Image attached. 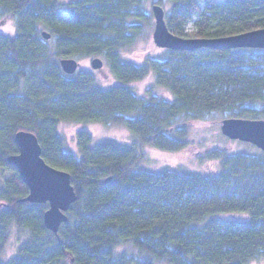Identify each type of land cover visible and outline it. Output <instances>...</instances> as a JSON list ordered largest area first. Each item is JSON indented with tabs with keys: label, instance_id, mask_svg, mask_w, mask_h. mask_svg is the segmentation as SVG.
Listing matches in <instances>:
<instances>
[{
	"label": "trees",
	"instance_id": "trees-1",
	"mask_svg": "<svg viewBox=\"0 0 264 264\" xmlns=\"http://www.w3.org/2000/svg\"><path fill=\"white\" fill-rule=\"evenodd\" d=\"M0 0V166L14 174L0 185V264H251L264 260V151L214 149L216 173L138 169L140 147L182 151L191 146L187 122L264 119V49H165L143 63L124 52L147 36L149 0ZM205 6H201V2ZM168 6L169 30L219 37L264 28V0H153ZM48 31L50 40L41 32ZM99 56L116 84L94 70L66 74L61 58ZM153 74L166 99L135 92ZM63 122L121 126L137 142H94L77 133L79 154L61 136ZM34 133L42 157L68 171L78 199L58 232L44 225L48 204L22 199L28 187L7 162L19 152L16 134ZM202 159V157H201ZM110 178V181H108ZM30 231L18 256L2 259L13 226ZM131 244L150 256L119 252Z\"/></svg>",
	"mask_w": 264,
	"mask_h": 264
},
{
	"label": "rangeland",
	"instance_id": "rangeland-1",
	"mask_svg": "<svg viewBox=\"0 0 264 264\" xmlns=\"http://www.w3.org/2000/svg\"><path fill=\"white\" fill-rule=\"evenodd\" d=\"M66 1L67 0H62L60 2L62 3ZM153 5V0H149L147 3V8L150 12H152ZM162 6L164 7L165 11H167L168 6ZM201 6H205L203 1L201 2ZM198 18L199 14H194L186 25V33L189 34V37H194L191 34L196 29L194 23ZM154 28L155 19L153 16L152 25L147 29V36L142 38L140 41L134 44V46L129 48V50L124 52V56L128 60L136 63H143L149 57L156 58L163 55L165 48L157 46L153 39ZM0 30L4 32L13 31V23L10 20H0ZM92 59L93 57L79 60L81 63L80 69L94 70L91 66ZM94 71L96 72L101 85L111 86L116 84V80L112 77L105 61L103 70ZM133 86L135 92L142 96H147L151 90V93L158 94L166 99L172 98V95L169 91L155 84L153 74H150L142 82L134 83ZM223 119L224 118L219 116L211 118L210 120L187 122L186 126L190 131V137L188 138V141L192 146L188 149L172 152L156 150L150 147H140L139 150L141 151L142 157L137 168L150 171L172 169L184 174L199 172L201 174L208 175L211 173L214 174L220 170L219 161L215 158L208 157V153L214 149H224L231 153H254L260 150L251 143L239 140H231L225 136L221 131V121ZM81 130L90 132L94 137V142H98L107 138H112L129 145L137 142V138L131 132L118 125L105 127L100 123L77 124L63 122L59 127L60 134L65 139L68 148L76 155L79 154L76 136ZM13 174L14 173L9 168L0 166V185L2 184L3 180L12 178ZM29 236V230L20 228L16 225L13 226L10 231L9 238L2 250V259L4 261H8L9 259L17 257L19 255L18 247L23 242H25ZM118 250L119 252H124L133 257L150 259V256L147 253H144L131 244L122 243L118 247ZM251 264H264V260L258 262L256 261Z\"/></svg>",
	"mask_w": 264,
	"mask_h": 264
},
{
	"label": "water",
	"instance_id": "water-1",
	"mask_svg": "<svg viewBox=\"0 0 264 264\" xmlns=\"http://www.w3.org/2000/svg\"><path fill=\"white\" fill-rule=\"evenodd\" d=\"M152 14L155 19L154 42L165 49H264V28L219 37H182L169 30L165 19L166 11L162 5L154 4ZM41 35L45 40L51 38L46 30ZM59 62L62 70L69 75L75 74L81 67L76 58H61ZM91 66L95 70H103V58L93 57ZM221 131L231 140L248 142L264 151V119L224 118L221 121ZM16 143L19 152L10 154L7 162L17 168L28 187V194L22 200L32 204H48L44 213V225L58 234L62 224L68 220L67 212L78 199L72 176L68 171L46 162L42 157V146L34 133L19 131ZM2 207L3 204H0V210Z\"/></svg>",
	"mask_w": 264,
	"mask_h": 264
}]
</instances>
